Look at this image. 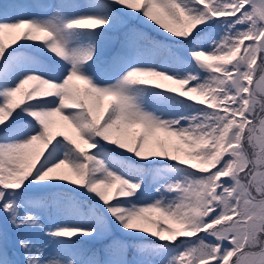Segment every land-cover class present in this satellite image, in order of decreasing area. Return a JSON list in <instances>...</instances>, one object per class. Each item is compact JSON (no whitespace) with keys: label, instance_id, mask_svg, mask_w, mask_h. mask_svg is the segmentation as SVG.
<instances>
[{"label":"snow or ice","instance_id":"snow-or-ice-1","mask_svg":"<svg viewBox=\"0 0 264 264\" xmlns=\"http://www.w3.org/2000/svg\"><path fill=\"white\" fill-rule=\"evenodd\" d=\"M0 222V264H264V0H0Z\"/></svg>","mask_w":264,"mask_h":264},{"label":"trees","instance_id":"trees-1","mask_svg":"<svg viewBox=\"0 0 264 264\" xmlns=\"http://www.w3.org/2000/svg\"><path fill=\"white\" fill-rule=\"evenodd\" d=\"M127 28H135L139 31L147 33L149 36L154 37L158 40H163L164 37L161 35L160 31L156 29V26L149 27L148 24L144 23L143 19H130L127 21ZM126 28L120 29L119 32L115 33L114 35H120L123 31H125ZM3 224L0 222V227H2Z\"/></svg>","mask_w":264,"mask_h":264}]
</instances>
